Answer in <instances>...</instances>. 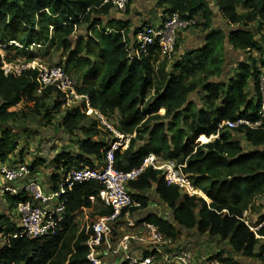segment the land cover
Segmentation results:
<instances>
[{
	"label": "trees",
	"instance_id": "obj_1",
	"mask_svg": "<svg viewBox=\"0 0 264 264\" xmlns=\"http://www.w3.org/2000/svg\"><path fill=\"white\" fill-rule=\"evenodd\" d=\"M213 1L228 27L235 29L229 35L214 26L208 0H156L157 8H164L166 16L179 12L186 19H194L201 14L202 28L207 32L205 46L174 58L171 66H156L162 58L154 48L149 56L131 58L135 39L130 35L131 24L119 19L105 20L114 8L103 5V0H0V44L21 45L22 48L13 44L6 49L27 62L34 61L33 44L55 47L66 55V61L59 66L67 72L71 74V65L85 67L78 93L88 96L91 107L109 120L118 114L116 128L121 134L136 135L125 151L116 152L115 168L128 173L140 169L150 154L162 156L185 166L184 172L190 175L192 184L209 200L181 195L177 187L167 185L161 172L149 168L128 184L133 199L140 203V208L130 211H147L150 198L140 193L155 186L170 217L149 213L141 222L155 226L172 241L182 232L194 230L200 237L219 240L236 254L225 250L210 258L221 264H239L236 257L264 261V204L256 207L258 200H264V122L260 128L238 130L252 145L250 151H244L230 133L219 127L239 118L252 122L261 119L259 79L263 73L255 67V60L238 63L235 76L226 80L222 73L227 64V44L246 56L256 51L264 59V0ZM130 7L129 4L125 16L130 14ZM240 7L247 11L239 14ZM254 24L258 25L256 33L250 29ZM80 27L86 29V37L74 44L71 38ZM178 47L179 41L177 50ZM2 68L0 56V161L6 163L19 149L14 128L9 124L16 115L12 109L21 102L45 101L56 93L48 88L42 96H36V70L5 75ZM199 90L205 92L199 96L204 108L189 102ZM56 96L54 110L58 112L64 103ZM164 110L165 114L159 115ZM87 119L79 107L68 110L62 119L65 132L84 134L75 142L77 153L70 149L56 155L55 164L63 176L73 169L97 167L92 158L101 164L105 159L109 144L94 140L103 131L96 121L82 126ZM200 136L217 139L201 145L197 142ZM139 141L145 143L137 146ZM38 166L34 163L30 169ZM60 180V176L53 178L56 190ZM100 189L95 181L75 183L66 194L67 214L62 230L44 240L23 236L16 222L1 215L0 264H92L88 260V236L84 230H77L74 218L80 209L91 206L89 198L96 197ZM5 199L11 210L21 200L10 194ZM255 209L262 212L256 232L244 219L246 212ZM111 213L106 210L102 215ZM1 240L5 242L2 244Z\"/></svg>",
	"mask_w": 264,
	"mask_h": 264
},
{
	"label": "built area",
	"instance_id": "obj_2",
	"mask_svg": "<svg viewBox=\"0 0 264 264\" xmlns=\"http://www.w3.org/2000/svg\"><path fill=\"white\" fill-rule=\"evenodd\" d=\"M110 4L117 11L126 12L130 0H103V5ZM195 19H186L179 12L168 14L159 26L141 27L136 31L134 44L131 47V58H142L151 54V49L160 51L163 59L172 60L177 53V44L180 34L194 27ZM22 48L21 45L11 42ZM34 47H41L33 44ZM7 48L0 44V51ZM3 61V71L5 75L14 73L20 75L27 70H36L37 90L44 92L48 88H53L54 92L60 96V101L68 107H72L77 102L87 115L94 116L99 128L107 130L112 134L105 159L102 164L95 168L85 167L68 171L60 180L59 188L52 194H45L41 186L31 176L30 168L26 165L17 167H1L0 176L3 185L0 187L1 195H16L23 198L17 203L14 215L17 218L16 225L21 230L23 236L32 240H44L56 235L62 230V225L66 220V194L72 190L77 182L95 181L101 185L98 195L89 198L90 202L99 201L105 209L111 210L109 215L102 216L95 221L92 226H86L84 231L88 236L86 245L89 248L88 260L92 264H105L100 248L105 236L111 233L112 228L123 218H129L132 208H140V203L133 199L128 190V184L135 181L147 169L152 168L161 172V176L169 186L179 189L181 195L187 197H197L201 195V190L197 189L191 182L190 175L184 172L185 166L178 165L172 161H166L162 156L150 154L144 161L140 169L128 173L118 171L115 168V154L128 148L130 136L121 134L111 121L93 109L88 96L80 95L77 91L78 83L62 66H43L37 62H27L26 64L6 63L5 57L0 54ZM261 94V119L252 122L246 118H239L234 121H225L219 127L225 131H238L241 127L260 128L264 122V74L259 79ZM78 108V107H77ZM125 142V143H124ZM124 143V144H123ZM122 149V150H121ZM124 151V150H123ZM125 211V213H124ZM129 227L137 224L136 220L128 221ZM149 234L151 250L145 258H136L129 254V246L134 238L124 236L118 250L123 251L126 260L130 264H155L166 255L165 248L169 245L167 239L158 229L150 224L141 222ZM18 236V235H16ZM170 258V256H168ZM178 264H195L194 258L187 252L181 251L174 257ZM204 264H221L219 261L207 259Z\"/></svg>",
	"mask_w": 264,
	"mask_h": 264
},
{
	"label": "crops",
	"instance_id": "obj_3",
	"mask_svg": "<svg viewBox=\"0 0 264 264\" xmlns=\"http://www.w3.org/2000/svg\"><path fill=\"white\" fill-rule=\"evenodd\" d=\"M237 11L239 14H242L246 12L247 9L240 7L237 9ZM130 12H131L130 16H125L124 13H121L116 9H113L110 18L112 20L119 19L123 21H129L131 24V34H130L131 38H133V33L136 32L138 29H140L143 24H146L147 26H159L163 23V21L166 18L165 9L157 8L156 0H135L131 4ZM194 19L196 23H198V27L194 26L192 28H189L188 30L183 31L180 34L179 42L181 41V47L177 50V53L174 58L181 57L189 52H194L205 46L206 44L205 36L207 32H204L202 28V24L204 22L202 19V15L199 14ZM227 46H226V59H228V57H230V55H232L233 53V48L232 47L228 48ZM234 61L235 60H233L232 62ZM230 66L227 70L226 69L224 70L227 77H229L230 75L228 73L232 71V65ZM261 69L263 70V68ZM222 79H227V78L222 76ZM37 92H39V94L43 93L42 91L39 90H37L36 93ZM51 96L57 97L56 94H53ZM87 116L88 119L86 121H88L89 124H86L85 121V123H83L82 126L84 125L90 126L92 121H96L94 116L91 115H87ZM102 131L103 134L95 138L94 140L99 142H107L109 144V142L112 140V134L109 133L107 130H102ZM47 133H48L47 135H44L43 137L44 140H42V142L39 141L38 135L33 139H31V145L29 146V150L25 151L24 153H21V147L24 144L18 140L17 141L19 144L18 151L15 154L11 155L6 163H2L0 161V168L2 166L17 167L19 165H26L30 168L34 163H38L39 166L37 168L32 170L30 169L31 176L41 186L43 192L49 195L56 191L53 185L54 176H60L61 179L63 177L62 172L57 170V166L55 164L56 155H58L63 150H70V149L75 150V153H77L78 149L74 141L76 142L78 139L84 138V134L82 131H77L72 135H70L69 133L64 134L68 136H66L63 139H56L53 136V134H50V132ZM74 136H78V138H75ZM92 159H93L92 160L93 163L97 167L101 165V163L97 161L95 158ZM0 184L1 186L3 185V179L1 176H0ZM140 194L150 198L149 207L147 211L144 212L138 211L137 213L131 215V217L129 218L124 217L122 221L117 222L112 228V231L116 232L115 236L112 235V231L111 233L105 236L102 246L100 248V253L105 264H130L126 260V256L124 252L118 250L124 236L127 235L134 238L129 246V251H128L129 254L136 258H145L146 254L150 253L151 245L149 243L148 231L142 225H140L141 220L145 217L146 214L149 213L158 214L163 217H168V216L170 217V213H168L167 208L161 205L159 197L156 195L155 186L150 190L141 192ZM150 196H152L153 198L151 199ZM94 210L101 211L100 217H102L105 216L102 215V212L106 211L107 209H105L102 203H100L99 201L91 202L90 207H83L76 213L74 218V222L76 223V225L81 226V228H84L87 221L91 218L89 214ZM4 211L11 213L14 210H11L9 208L7 201L5 199V195L0 194V216L4 215L3 214ZM130 219L137 221V224H135L134 227H129L128 221ZM195 233H196L195 230L192 232H184V237L182 238V240L179 239H177L176 241L170 240L169 245L165 248L166 250L165 257L157 261L155 264H178L177 261L174 259V257L177 255V253L181 251L189 253L194 258L195 264H204L207 259H210L212 256L216 255L217 253L226 250L224 246H220L216 242H212L206 239V237H200ZM259 251H260V247L257 248V252ZM168 256H170V258H168ZM241 259L242 261L239 264H260L259 260L249 261L248 259H244V258Z\"/></svg>",
	"mask_w": 264,
	"mask_h": 264
},
{
	"label": "rangeland",
	"instance_id": "obj_4",
	"mask_svg": "<svg viewBox=\"0 0 264 264\" xmlns=\"http://www.w3.org/2000/svg\"><path fill=\"white\" fill-rule=\"evenodd\" d=\"M133 1H135V0H130V6H131ZM130 15H131V12L128 16H130ZM107 19L110 20L111 18L110 17L105 18V20H107ZM257 26H258L257 24H254L253 26H251L250 29L254 33H256L255 29L257 28ZM195 27H198V25H196ZM82 37H86V29L84 27L78 28L71 39H72V42L75 44L78 41V39L82 38ZM10 44L11 43L6 45V47L11 46ZM180 47H181V41L179 42L178 49ZM231 49H229V50H231ZM31 51H33V53H34V61L37 62L39 65H43V66L60 65L63 62H65L67 59L66 55L64 53H62L61 51L56 50L55 47H52V48L34 47L33 49H31ZM0 54H2L5 57L6 63H12V64H23V63L26 64L27 63L25 58H21V57L17 56L15 54V52H11V51L7 50L6 48H3L2 51H0ZM249 58L251 60L252 59L255 60V64L257 63L255 65V67L264 74V65L262 64L264 59L263 58L260 59V55H258L256 51L249 52L248 55L246 56V55H244V53L236 52L233 50L232 55H230V57H228V59H226L227 60L226 70L229 68L230 65H232V71L230 73H228V74H230L229 77L235 76L238 63H240V62H251L249 60ZM232 59L235 61L232 62L233 61ZM174 60H175L174 58L172 60L162 58L161 60H159V62L156 66L159 67L161 64L164 66H171V64ZM261 68H263V70ZM84 69H85V67H77L75 65H71L69 67V71L71 72V74L73 75V78L76 80L77 83L80 82V78L82 77ZM222 76L226 77L227 79L229 78V77H227V75L225 74L224 71L222 73ZM43 94H44V92L42 94H39V92H37L36 96L40 97ZM152 94H153V92L150 93L151 96H152ZM204 94H205V92L203 90H199L197 93L193 94L190 97L189 102L193 103V105L196 108H204L203 103L199 99V96L204 95ZM55 100H56L55 96H50L45 101L37 102L35 104H33V103L29 104V103L21 102L16 108L12 109V111L15 112L16 115L10 121L9 124L14 128V134H15L16 140L17 141L19 140L20 142H22L24 144V145H22L23 148L21 147V153H24L25 151L29 150V146L31 145V139H33L37 135L39 136V141H41V142H42V140H44V138H43L44 135L48 134L47 132H50V134H53V136L56 139H63L66 136H68V135H64V134H68V133L65 132L64 129L62 128V125H61L62 119L68 110H72L74 108L79 107L80 102H77L72 107H68L66 105H63L61 110L57 112L54 110V101ZM79 108H81V107H79ZM164 114H165V110L162 112V114L159 112V115H161V116ZM118 118H119V116H118V114H116V116L113 118V121L111 120L112 125L116 126V124L118 122ZM86 124H89V122L86 121ZM84 126H87V125H84ZM224 132L230 133L232 140L238 141L241 144L244 151H250L253 149L252 145L246 141L244 133H241L238 131L230 132V131H225V130H224ZM78 134H80V133H78ZM74 137L78 138V136H74ZM135 137H136L135 134L130 136V141L127 143L128 147L131 143V140ZM216 139H217V136L210 137L207 139L206 138L204 139L203 137L201 138V136H200L197 139V142L202 145V144H206L209 142H213ZM74 143H75V141H74ZM144 143H145L144 141H139L137 143V146H142ZM32 146H34V145H32ZM125 148H123V150H125ZM0 187H1V184H0ZM152 192H151V194H152ZM201 193H202L201 195L199 194L196 197V198H198V201L204 199V200H207L209 202V200L206 198V196L203 194V192H201ZM150 197H151V199L153 198L152 196H150ZM21 198H23V195L21 196ZM261 203L264 204V200H262V201L258 200L256 207ZM200 207H201V204L199 202V207L195 211L197 215L199 213ZM100 212L101 211H99V210H94L93 212H91L89 214L91 218L87 221V223L85 224V227L86 226H92V224L95 221H97V219L100 217ZM3 214L8 216L9 218H11V220L13 222L17 221V218L14 215V211H12L11 213L4 211ZM261 215H262V212L257 210V209L246 212L244 214V219H245L246 223L248 225H250L252 227L253 231H255V232L260 228L257 225L259 224ZM76 226H77V230L79 232H81L82 230L85 229V227L81 228V226H78V225H76ZM255 226H257V227H255ZM112 235L115 236L116 232L112 231ZM183 237H184V232H182V234L179 236L178 239L182 240ZM4 242H5L4 240H1L2 244ZM259 263L263 264L264 261H261V262L259 261Z\"/></svg>",
	"mask_w": 264,
	"mask_h": 264
},
{
	"label": "water",
	"instance_id": "obj_5",
	"mask_svg": "<svg viewBox=\"0 0 264 264\" xmlns=\"http://www.w3.org/2000/svg\"><path fill=\"white\" fill-rule=\"evenodd\" d=\"M208 1H209V3H210V7H211V9H212V11H213V13H214V21H215L214 26H215L216 28H219V29L223 30V31L225 32L226 35H229V34H230L231 32H233L235 29H231V28H229L228 25H227V23H226L224 20H222V16H221L219 10L217 9V7H216L214 1H213V0H208ZM133 36H135V32L133 33ZM227 45H228V44H227ZM227 47L229 48L230 46L228 45ZM177 227H178V229H180L181 231L184 230V229H183L182 227H180L179 225H177ZM185 232H186V231H185ZM206 239H208V240H210V241H212V242H216V243H217L218 245H220V246H224V248H225L230 254L236 256V254L230 249V247H229L228 245H226V244H223V245H222V244L220 243L219 240H215V239H212V238H209V237H206ZM236 260H237L239 263L242 261V259L239 258V257H236ZM249 261H251V260H249Z\"/></svg>",
	"mask_w": 264,
	"mask_h": 264
}]
</instances>
